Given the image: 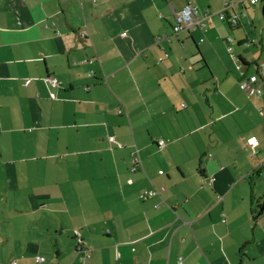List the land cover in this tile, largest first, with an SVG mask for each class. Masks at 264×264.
I'll list each match as a JSON object with an SVG mask.
<instances>
[{"label": "crops", "instance_id": "1", "mask_svg": "<svg viewBox=\"0 0 264 264\" xmlns=\"http://www.w3.org/2000/svg\"><path fill=\"white\" fill-rule=\"evenodd\" d=\"M229 1L239 27L248 0H0V110L26 116L35 138L46 132L54 149L47 189L27 195L39 229L27 225L20 239L0 235V252L8 251L0 264H177L179 257L183 264H263L249 229L264 190L244 183L252 174L263 179L260 140L248 137L244 157H215L212 145L202 150L194 137L185 140L210 123L193 126V102L197 72L207 67L212 78L214 17L173 33L175 14L189 4L201 15ZM178 106L188 112L187 132L175 125ZM152 187L157 194L140 197ZM39 211L48 218L37 220ZM73 228L90 253L85 259ZM43 249L49 256L37 261Z\"/></svg>", "mask_w": 264, "mask_h": 264}, {"label": "rangeland", "instance_id": "2", "mask_svg": "<svg viewBox=\"0 0 264 264\" xmlns=\"http://www.w3.org/2000/svg\"><path fill=\"white\" fill-rule=\"evenodd\" d=\"M261 6L259 2L256 5L246 4V15L240 16L239 27H231L226 20H220L218 17L212 19V50L207 53L212 78L207 67L197 72L202 80L198 87L199 98L195 96L194 102L191 100L195 108L193 114L199 117L193 126L207 123L208 118L210 123L199 127L198 132L187 136L185 140L192 141L195 138L200 142L202 150L207 145H212V154L215 157H225L228 152L237 156V151L238 155L244 157L243 146L248 137L254 135L261 142L258 151L261 153L260 157L264 159V135L261 126V123L264 124V118L258 115L259 108L264 109V101L251 99L239 88L238 82L243 72L255 73L257 66L264 63V15ZM202 40L207 43L204 37ZM238 40L242 42L240 45ZM229 45L232 46V52L228 50ZM239 56L248 64L244 71L240 68L237 59ZM186 102L185 100L183 104ZM191 112L192 109H189V113ZM17 113L19 115L13 113L11 109L0 110V235H17L16 239H20L19 235L22 236L24 231H30L27 225L39 229L38 225L34 224L35 215L28 211L33 201L32 195L30 197L27 195L33 191L39 192L41 187L47 189L49 167L53 157L50 155L51 152L54 153V149L51 150L44 141L47 137L46 132H41L40 139L35 138L37 132L31 130L32 125L28 118L20 115L19 111ZM187 113L179 106L172 113L177 117L175 125L179 130L182 127L184 132L188 130L184 124L187 120L184 116ZM18 119L21 123L17 121ZM168 119V122H174L173 117L170 116ZM168 131L171 133L169 129ZM242 161L244 163V160ZM261 167L259 174L263 175V179L252 174L250 179L248 178L252 180L251 183L244 182L246 187L248 189L252 187L255 193L264 190V166ZM244 170L242 169L243 172ZM255 209V221H251L250 226L256 223L253 233L249 229V236L255 234L254 251L259 254L258 260L264 264V210L261 211V206ZM40 211L36 214L37 220L48 218L47 212ZM67 237V234L60 237L63 246L67 244ZM47 243L49 244L48 241ZM41 253L43 258L44 255L49 256L45 249ZM7 254L8 251L6 255L2 250L0 252L5 262L8 260V257H5Z\"/></svg>", "mask_w": 264, "mask_h": 264}, {"label": "built area", "instance_id": "3", "mask_svg": "<svg viewBox=\"0 0 264 264\" xmlns=\"http://www.w3.org/2000/svg\"><path fill=\"white\" fill-rule=\"evenodd\" d=\"M243 1V0H239ZM250 4L255 5L258 0H248ZM233 6V2L229 1L224 4V6L220 10H212L206 9L204 12L199 14V10L196 6L187 5L183 10L175 14L176 24L173 25L172 31L173 33H178L183 28H204L206 26V22L209 21L213 17H218L220 20H226L231 25H238V15L235 12L229 14ZM229 40V39H228ZM228 50L232 52V47H228ZM167 56V53H165ZM161 60V58L159 59ZM84 62H92V59H84ZM45 81L49 83L52 87H56L60 85V82L57 78L52 76H47ZM239 87L243 90L249 97L260 98L264 97V63L257 66V70L255 73L249 74L243 77L239 82ZM262 113V111H259ZM110 141H114V137H109ZM257 142L254 140H249V145L254 152V148ZM159 146H163L162 142H159ZM133 165L131 169L134 171L136 169L137 160L132 161ZM262 166H264V159L262 161ZM214 178L208 179V183H211ZM158 193V190L154 187L146 189L141 195V198H147L151 195H155ZM157 206V205H156ZM73 238L76 244V250L80 252V259H85L89 257L90 253L87 249L83 247V239L81 236V232L78 228L72 229ZM37 261H42L44 258L42 256L35 257ZM10 264H18L16 260H12ZM177 264H183L182 257H179L177 260Z\"/></svg>", "mask_w": 264, "mask_h": 264}, {"label": "trees", "instance_id": "4", "mask_svg": "<svg viewBox=\"0 0 264 264\" xmlns=\"http://www.w3.org/2000/svg\"><path fill=\"white\" fill-rule=\"evenodd\" d=\"M261 3H262V2H261ZM261 9H262V11H264V4H262ZM228 24H229V23H228ZM229 25H230L231 27H237V25H231V24H229ZM238 60L240 61V63L244 64L242 59L238 58ZM256 172H257V171H256Z\"/></svg>", "mask_w": 264, "mask_h": 264}, {"label": "water", "instance_id": "5", "mask_svg": "<svg viewBox=\"0 0 264 264\" xmlns=\"http://www.w3.org/2000/svg\"><path fill=\"white\" fill-rule=\"evenodd\" d=\"M264 209V199H263V201H262V203H261V211Z\"/></svg>", "mask_w": 264, "mask_h": 264}]
</instances>
